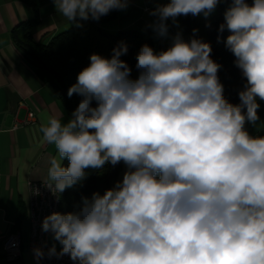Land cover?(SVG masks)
<instances>
[{"label": "clouds", "instance_id": "1", "mask_svg": "<svg viewBox=\"0 0 264 264\" xmlns=\"http://www.w3.org/2000/svg\"><path fill=\"white\" fill-rule=\"evenodd\" d=\"M53 2L79 26L125 10L129 0ZM220 2L169 0L150 11V26L166 37L169 19L207 17ZM225 30V47L246 78L239 104L225 99L221 65L201 39L178 33L161 52L142 45L137 78L121 59L123 42L110 58L90 55L67 91L81 97L71 118L50 116L40 128L58 153L49 160L47 187L62 193L86 169L106 163L123 162L126 171L103 194L44 218L42 231L60 245L53 243L49 257L68 256L73 264H264V136L246 128L257 125L264 101V0H231L218 29ZM34 255L45 253L37 248Z\"/></svg>", "mask_w": 264, "mask_h": 264}, {"label": "crops", "instance_id": "2", "mask_svg": "<svg viewBox=\"0 0 264 264\" xmlns=\"http://www.w3.org/2000/svg\"><path fill=\"white\" fill-rule=\"evenodd\" d=\"M147 2L129 0L125 10L111 11L117 17L105 22L104 27L115 30L123 26H150L154 17L145 10ZM34 15L33 8L21 0H0V264H5L4 243L9 233L17 228L24 233L25 221L29 231L30 182L49 181V160L58 155L54 145L43 141L40 128L50 116L62 118V123L70 119L57 92L39 78L11 38L12 30ZM39 15L41 21L34 29V37L45 43L77 24L61 16L53 0L40 6ZM30 111L36 114L35 121L24 125ZM16 124L19 128L14 129ZM246 128L250 135L258 136L264 131V119L256 126L247 124ZM125 171L123 163L115 183L122 180ZM24 240L23 258L12 264L33 263L26 247L27 238Z\"/></svg>", "mask_w": 264, "mask_h": 264}, {"label": "trees", "instance_id": "3", "mask_svg": "<svg viewBox=\"0 0 264 264\" xmlns=\"http://www.w3.org/2000/svg\"><path fill=\"white\" fill-rule=\"evenodd\" d=\"M31 6L35 12L32 19L17 25L11 32L13 42L22 51L25 59L34 68L45 83L50 84L57 92L64 109L71 118L72 112L78 106L81 97L74 94L68 97L67 91L76 83L78 73L90 63L89 57L96 53L104 57H111L112 49L121 42L128 46L126 55L134 57L125 60L132 69L131 75L136 70V54L142 45L148 44L156 52L167 50L178 33L188 41L192 38L201 39L210 43L212 47L211 57L221 65L218 71L220 82L224 86V97L232 104H239L238 92L243 89L246 78L241 70L234 64L235 57L225 47L224 41L229 35L225 30L219 33V25L224 22V12L229 7L231 0H221L217 5L218 13L207 17L179 16L176 21H167L168 35L159 37V49H156L152 29L149 25L123 26L115 30L104 27V23L115 19L117 15L110 12L100 18L99 21L89 19L79 21L60 32L45 43L37 41L34 37V29L40 24L39 8L51 0H21ZM169 0H148L150 11ZM251 3L252 0H247ZM155 19V17H154ZM197 30L195 33L193 30ZM218 36L220 39L218 40ZM260 107L258 115L264 119V101L258 100ZM95 106V102H93ZM258 136H264V131ZM69 161L64 159L62 166L67 167ZM123 167V162L112 166L106 163L103 169H86L85 178L72 188L61 193V213L75 210L81 203L82 197L91 198L94 192L104 193L106 189L113 187Z\"/></svg>", "mask_w": 264, "mask_h": 264}, {"label": "built area", "instance_id": "4", "mask_svg": "<svg viewBox=\"0 0 264 264\" xmlns=\"http://www.w3.org/2000/svg\"><path fill=\"white\" fill-rule=\"evenodd\" d=\"M145 10L150 11V8L146 7ZM35 118L36 114L30 111L29 119L24 122V125L33 123ZM17 128H19V124H16L14 129ZM49 182L34 180L29 184V217L31 225L26 247L32 256V264H73L68 256L57 258L47 255L48 249L52 246V234L42 231V221L53 212H61V193H53L47 187ZM24 243V233L21 229L17 228L9 233L4 243L5 264H12L23 258ZM37 248L43 249L45 253L40 260H37L34 255V250Z\"/></svg>", "mask_w": 264, "mask_h": 264}, {"label": "rangeland", "instance_id": "5", "mask_svg": "<svg viewBox=\"0 0 264 264\" xmlns=\"http://www.w3.org/2000/svg\"><path fill=\"white\" fill-rule=\"evenodd\" d=\"M218 7H216V9H215V11L214 12H212L210 15H214V14H217L218 13ZM199 17H204V15L203 14H201V15H198ZM111 20H113V19H111ZM151 23V22H150ZM151 29H152V27H151ZM152 34H153V38H154V43H155V47H156V49H159V37L157 36V34L153 31V29H152ZM132 57H134L133 55H130V56H128V55H124V56H122L121 57V59H123V60H128V59H130V58H132ZM137 76H138V70L136 69V70H134V72H133V75H132V78H137ZM261 120H263V119H260V121ZM23 229H24V239H26V238H28L29 237V231H30V228H29V231L27 232V222L25 221V223H24V227H23ZM27 241V240H26ZM51 243H52V245H53V243H56V247H57V250H59V248H60V245L57 243V242H55L53 239H52V237H51Z\"/></svg>", "mask_w": 264, "mask_h": 264}]
</instances>
